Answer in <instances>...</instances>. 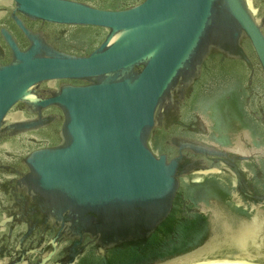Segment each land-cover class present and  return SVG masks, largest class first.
<instances>
[{
	"label": "water",
	"instance_id": "obj_1",
	"mask_svg": "<svg viewBox=\"0 0 264 264\" xmlns=\"http://www.w3.org/2000/svg\"><path fill=\"white\" fill-rule=\"evenodd\" d=\"M0 264H264V0H0Z\"/></svg>",
	"mask_w": 264,
	"mask_h": 264
}]
</instances>
